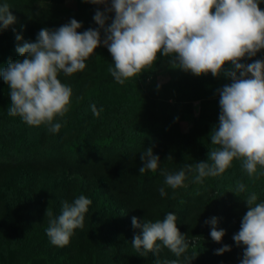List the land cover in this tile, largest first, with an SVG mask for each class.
Wrapping results in <instances>:
<instances>
[{
  "label": "clouds",
  "instance_id": "9594fccd",
  "mask_svg": "<svg viewBox=\"0 0 264 264\" xmlns=\"http://www.w3.org/2000/svg\"><path fill=\"white\" fill-rule=\"evenodd\" d=\"M86 2L108 4V0ZM111 12L115 17L108 24L107 13ZM94 20L99 25L97 29L81 33L78 29L82 24L72 19L55 30L40 29L35 42L17 45L21 59L9 60L0 69L10 90L9 116H19L29 126H48L49 131L58 133L61 124L54 121L67 113L72 97V89L58 78L61 72L71 76L84 71L86 61L103 45L114 61V67L109 69L111 75L123 84L153 67L162 53L185 72L196 76L210 73L214 77L223 74L232 81L218 90L219 124L209 134L217 147L209 151L208 162L184 166L188 172L197 173L194 182L203 183L205 177L224 174L234 160H242V168L253 181L264 175V171L258 173V166L264 169V60L241 62L264 50V10L260 0H111V7L105 12L98 9ZM14 23L16 17L9 4L0 5V31ZM16 39L23 37L17 35ZM92 110L96 113L94 105ZM140 159V174L155 173L160 166L161 158L153 148L146 149ZM167 159L174 158L169 155ZM161 175L172 189L185 184L183 169L175 174L162 170ZM245 188L244 183L237 182L233 193L239 196ZM159 193L162 197L167 195L164 187L159 188ZM243 200L248 211L232 238L237 246H244L241 264H264V202H257L255 192ZM91 203L81 195L71 203L63 202L58 217L47 210L46 235L52 245L64 247L70 243L74 230L83 228ZM205 223L211 225L212 240L222 242L225 230H218V218ZM132 225L141 230L131 243L141 256H159L162 247H166L177 258L183 256V260L164 264H191L196 259L184 255L189 243L177 227L176 214L169 212L163 220L144 223L133 216ZM228 251L231 246L225 244L216 254ZM156 264H160L159 259Z\"/></svg>",
  "mask_w": 264,
  "mask_h": 264
},
{
  "label": "trees",
  "instance_id": "16d2710c",
  "mask_svg": "<svg viewBox=\"0 0 264 264\" xmlns=\"http://www.w3.org/2000/svg\"><path fill=\"white\" fill-rule=\"evenodd\" d=\"M9 1L10 6L15 5V0ZM18 19H21L20 24L14 25L12 31H5L7 38L12 34L29 38L30 22L23 15ZM7 53L12 60L19 59L13 49H8ZM228 67L230 65H226ZM210 75L197 77L219 82ZM68 79L71 89L75 90L78 81ZM131 101L133 98L124 103L99 88H91L83 104L86 116L79 122L82 127L77 140L73 138L65 146L52 140L38 144L41 149L34 158L19 146L16 129H24L26 125L20 117L15 132L13 123L0 126V264L8 263L9 251L24 247L54 264H156L158 259L164 264L165 261L183 260V256L177 258L166 247H162L159 256L155 253L141 256L131 244L141 231L133 227V216L141 223L145 220L155 222L163 220L169 212L176 214L177 227L189 243L184 255L196 258L191 264H236L242 260L244 246H237L232 237L239 232L244 215L234 212L228 196L235 194L237 182H242L245 192L238 195L246 197L255 192L257 202H264V178L244 180L248 176L239 174L231 165L224 174L205 177L203 183H196L197 173L192 171L191 187L181 191L165 185V177L158 174L159 168L155 173L140 174L143 162L132 159L134 153L140 152L138 132L132 133L122 126L133 110ZM93 105L98 114L93 112ZM214 117L211 115L212 119ZM105 120L108 122L106 133L92 136V132H97L93 126L98 129ZM87 143L91 146L89 151ZM55 147L57 151L53 152ZM124 150L128 152L118 158L119 152ZM67 152L73 153L72 156ZM199 155L196 163L208 162L206 154ZM160 187L165 188L166 196L160 195ZM202 191L216 195L197 199V193ZM81 195L92 201L83 228L74 230L68 245H52L46 235L47 210L58 217L63 202L71 203ZM212 217L218 218V230H225L220 243L212 240L211 225L205 223ZM225 244L231 246V251L216 254ZM236 256L239 259H234Z\"/></svg>",
  "mask_w": 264,
  "mask_h": 264
},
{
  "label": "rangeland",
  "instance_id": "374dc122",
  "mask_svg": "<svg viewBox=\"0 0 264 264\" xmlns=\"http://www.w3.org/2000/svg\"><path fill=\"white\" fill-rule=\"evenodd\" d=\"M4 3L10 4V1L0 0V5ZM108 7H111V0H108L107 5H96L86 2V0H15V5L10 6V10L16 17V23L8 29L0 31V69L6 67L9 60H12L8 57L7 50L13 49L17 57L21 59L16 51L17 45L22 46L25 42H35L40 29L55 30L69 24L72 19L82 24V27L78 29L81 33L90 28L97 29L99 25L94 20L96 11L99 9L105 12ZM260 8L264 10V0H260ZM19 15H23L30 22L28 28L32 30L29 38H23L20 41L13 34L11 38H7L5 32L12 31L14 25L20 24ZM107 15L110 17L107 23L110 24L115 13L111 12ZM101 37L104 38L102 29ZM256 60H264V50L257 53L255 57L245 58L242 61L248 64ZM86 65L82 72L71 76L61 72L58 76L61 82L70 88L72 85H69L71 81L68 78L78 81V87L75 90L72 89L71 103L67 113L62 118L57 117L54 121L61 124L58 133L49 131L48 126L45 125L35 127L26 124L24 129H16L15 124L20 123L19 116L10 117L7 115L11 104L10 90L3 77L0 76V126L3 123L4 126L13 123L14 132L15 129L18 131L15 136L20 148L24 153H28V156L34 158L41 149L38 144L52 140L54 143L65 146L73 138L77 140L82 127L79 122L86 116L85 110L83 112V104L89 96L91 88H99L112 97L120 98L124 103L133 98L131 101L133 110L128 114L127 122L122 124L127 131L138 132L140 138L139 146H137L140 147L138 149L140 152L134 153L132 159L141 163V154L146 149L153 148L154 153L161 158L159 176H161L162 170L175 174L183 169L186 172V179L184 186L179 189L183 191L191 187L189 181L191 172H188L184 166L186 164L194 166L200 158L199 154H206L209 158V151L217 147L211 143L209 134L219 124L221 108L218 90L229 85L232 82L230 78L223 74L220 77L210 75L214 80L219 79V82L203 81L191 72H185L182 69L179 72L180 68L172 65L169 58L160 53L153 67L146 69L141 76L130 78L120 84L115 81L109 71L114 67V61L108 48L103 45L95 50V55L86 61ZM211 115L215 117L212 119ZM93 128L97 132H92V136L97 133L104 135L108 128V122L105 120L100 128L97 129L95 126ZM149 145L150 147H148ZM146 146L148 148L142 150L141 147ZM86 149L88 151L91 149L90 143H87ZM134 149L136 150V145ZM54 151H57V147L53 149ZM127 152V150L119 152L118 158H123ZM67 154L72 156L73 153L67 152ZM129 154L132 155V152ZM169 155L174 159L168 160ZM75 156L76 154L73 157ZM35 160L31 159L33 162ZM232 165L239 174L247 175L242 168V160H234ZM261 171L264 169H260L258 166V173ZM261 177L264 178V175H260L258 178ZM244 180H249V177H245ZM197 195V199H200L210 198L216 194L202 191ZM244 198V196L229 194L228 203L234 212L246 214L248 206L243 200ZM197 201L200 202V200ZM6 257L7 264H54V261L36 254L28 247L20 248L17 251L11 250ZM237 258V256L234 257L236 260ZM236 264H241V261H237Z\"/></svg>",
  "mask_w": 264,
  "mask_h": 264
}]
</instances>
